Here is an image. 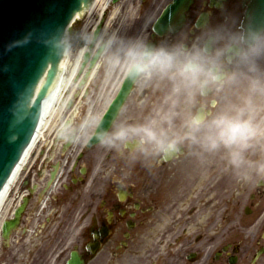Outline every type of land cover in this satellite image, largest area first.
<instances>
[{
	"label": "flooded vegetation",
	"instance_id": "flooded-vegetation-1",
	"mask_svg": "<svg viewBox=\"0 0 264 264\" xmlns=\"http://www.w3.org/2000/svg\"><path fill=\"white\" fill-rule=\"evenodd\" d=\"M158 2L139 0L135 20L142 18L143 24ZM245 5L244 0H194L179 32L154 35L148 23L142 32L151 44L191 45L205 24L196 27L200 14L208 15L206 23L223 26L235 15L225 27L236 28ZM165 96L163 85L134 84L117 120L153 116ZM210 159L216 158H199L189 149L150 162L100 145L38 150L9 199V216L23 197L27 204L8 242L0 236V262L12 263L25 253L30 264H64L76 249L86 264H264V185L242 184L233 175L235 227L225 233L223 218L197 214V205L207 206L195 196L197 186V194L207 186L199 177L208 167L216 169ZM56 166L57 181L47 193Z\"/></svg>",
	"mask_w": 264,
	"mask_h": 264
},
{
	"label": "clouds",
	"instance_id": "clouds-1",
	"mask_svg": "<svg viewBox=\"0 0 264 264\" xmlns=\"http://www.w3.org/2000/svg\"><path fill=\"white\" fill-rule=\"evenodd\" d=\"M98 33L66 27L45 42L58 61L79 64L85 52L76 49L74 37L81 49L92 48ZM100 50L107 71L122 72L131 84L165 86L163 107L138 120L121 117L107 128L94 117L66 122L58 139L68 144L91 139L145 162L189 149L199 158L218 157L242 184L264 185V24L205 23L191 45L151 44L110 33L100 40Z\"/></svg>",
	"mask_w": 264,
	"mask_h": 264
},
{
	"label": "water",
	"instance_id": "water-1",
	"mask_svg": "<svg viewBox=\"0 0 264 264\" xmlns=\"http://www.w3.org/2000/svg\"><path fill=\"white\" fill-rule=\"evenodd\" d=\"M91 1L0 0V190L33 135L40 106L59 83L62 59L58 61L53 57L45 41L58 30L66 28L72 18L85 10ZM190 1L173 0L158 19L156 29L160 32L174 21L178 23ZM244 21L245 26L250 23L264 24V0H251ZM99 29L100 26L95 32H99ZM25 38L28 39L27 43H17ZM101 52L99 47L89 62L80 86L85 83ZM89 56V52L85 53L82 68ZM129 87L130 83L126 80L102 119V127L110 126ZM91 142L94 141L88 144ZM67 264L82 263L72 254Z\"/></svg>",
	"mask_w": 264,
	"mask_h": 264
},
{
	"label": "rangeland",
	"instance_id": "rangeland-1",
	"mask_svg": "<svg viewBox=\"0 0 264 264\" xmlns=\"http://www.w3.org/2000/svg\"><path fill=\"white\" fill-rule=\"evenodd\" d=\"M108 0H103L100 2V6L98 5L96 7V10L90 13H85L84 18L80 16L75 23L72 26V29H87L88 31L91 32L92 27L94 26L96 22V18L100 12V9L106 4L107 5ZM163 0H159L158 3H156L152 8L151 11L146 14L144 17L145 21L144 23L141 24L142 18L139 20H135V16L137 14V0H121L118 4L111 5L107 9L109 11L108 15V20H107V27L105 29L106 37L110 33H116L122 38H144L145 33L142 32V29L144 26L149 24V19L151 15L154 13L156 8L161 6L163 4ZM109 4V3H108ZM155 14V13H154ZM153 14V15H154ZM153 17V16H152ZM143 19V20H144ZM233 17L231 18V20ZM134 26L132 29L131 27ZM127 30V32L124 34V32ZM145 39V38H144ZM74 45L77 50L81 49V41L78 37H74ZM74 61H69V67H72L74 65ZM103 63V57L101 60L100 67L96 73V75L93 77V79L89 83V96L85 100H83L82 106L79 107V114L76 116L74 124H79L84 121H87L90 117H94L95 119L97 116L101 113V111L104 108L105 103L107 100L112 96L114 93V90L122 77L123 73L122 72H109L107 71L104 66L102 65ZM70 71V70H69ZM68 70L65 73V77H68ZM75 88V87H74ZM77 90L71 94L70 99L68 98V93L64 97V101L62 102L61 106H65L64 111L62 112V115L60 119H63L68 113V108H67V103L69 101H72L73 103H76L78 100V97H75ZM90 116V117H89ZM81 143V142H80ZM80 143L77 144V147L80 146ZM208 164H216L217 167L215 170H220L223 168V171L225 172V175L227 174V180L229 183V188L228 190L232 193L234 186H235V178H233V174L229 172L228 170L225 169L223 162L217 157L214 160H209ZM211 181V182H210ZM210 183H212V179L210 178ZM199 186H197L196 189V195H198ZM229 192V193H230ZM195 195V196H196ZM200 195V194H199ZM208 195H210V191L205 189L204 186H201V198L205 199V202L207 203V206H204V204L198 205L197 207L199 208V211L197 214H202V211L206 213L205 216H207L208 220L215 219L218 222H221L220 219L223 218L224 220V233L226 232L227 229L235 227L234 223V218H235V203L233 201L228 200L227 202L225 201H219L217 205H212L213 203H209L208 200ZM225 197V196H224ZM225 198H228L226 196ZM232 198V197H231ZM218 200V199H217ZM191 204H187V206H192L194 205V201H191ZM208 210V212H207ZM195 218V217H194ZM170 237L171 235H165L161 236L162 238ZM166 251L163 249V252ZM23 256V257H21ZM17 259L11 262H5L6 264H30L28 261V257L25 253L19 254L16 256ZM4 261V260H3ZM0 264H4L1 263Z\"/></svg>",
	"mask_w": 264,
	"mask_h": 264
},
{
	"label": "bare ground",
	"instance_id": "bare-ground-1",
	"mask_svg": "<svg viewBox=\"0 0 264 264\" xmlns=\"http://www.w3.org/2000/svg\"><path fill=\"white\" fill-rule=\"evenodd\" d=\"M102 1L103 0L94 1V4L91 7L89 13L96 10V7L98 5L100 6V2H102ZM108 1H107V3H108ZM105 6H106V4L100 9V11H102ZM69 28H72V26H70ZM80 50H82L84 52L85 48L80 49ZM79 65H80V63L77 64L75 62L74 65H72V67H69V60L63 59L61 65H60L62 75L59 76V83L55 87V89L53 90L52 95H48L42 103V114L40 115V119H39V122L37 125V129L35 131V135L33 136V139L31 141L30 145L25 150L18 166L13 171V173H12L9 181L7 182L6 186L4 187L2 192L0 193V217L3 214L2 208L5 204V201L7 200L8 194H9L11 188L14 185H16V182H17L19 176L21 175V171L24 168V166H26L29 163V161L31 159V155L33 154V151L37 148V146H41L40 144H42V141L45 140V137L47 136V134L52 132L56 128V126L58 125V123H59L58 120L60 119L62 112L65 109L63 105L61 106L62 102L64 101V97L68 93V95H69L68 98H69L71 96V94L76 89L74 87H75L76 81L78 79L77 74H78ZM67 70L69 72L68 77H65L64 75L67 72ZM98 117H99V115L97 116L96 120L98 119ZM210 178L211 177L207 178V174H206V172H204L199 177V182L203 181V180L208 181V180H210ZM223 184H226V181H225V183H223L222 179H218L214 184H211V186L213 188H218V187H220V188L218 190H212V189H209V190L222 194L224 192L221 189ZM225 188L228 191L227 184L225 185ZM227 191H226V194H227ZM223 195H225V193H223Z\"/></svg>",
	"mask_w": 264,
	"mask_h": 264
}]
</instances>
